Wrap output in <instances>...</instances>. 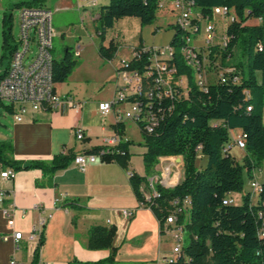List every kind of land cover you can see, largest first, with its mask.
I'll use <instances>...</instances> for the list:
<instances>
[{
  "label": "trees",
  "instance_id": "trees-1",
  "mask_svg": "<svg viewBox=\"0 0 264 264\" xmlns=\"http://www.w3.org/2000/svg\"><path fill=\"white\" fill-rule=\"evenodd\" d=\"M44 4L46 0H31ZM161 0H110L100 8L96 19V31L101 39L99 54L105 61L112 60L118 46L111 42L109 47L102 43L108 29L116 20L123 17H137L143 26L153 24ZM205 17L212 18L213 9L217 6L231 8L236 19L229 22L226 29V47L223 49V60L231 61L233 51L246 35V48L249 55L247 75L239 71L240 65L230 72L217 75L215 81L208 79L209 66L202 68L198 74V83L194 69L189 66L182 54L186 44V30L175 25V33L170 42L174 47V56L167 58L170 67H176L175 75L186 80V94L174 99L157 100L155 111L163 115L160 125L152 132L143 130L146 151L143 161L150 175L161 157L182 156L184 177L172 188L156 185L159 196L146 200L143 184L146 177L133 172L130 182L137 199L150 207L163 225L172 207L173 200L185 197V213L179 216L183 223L189 243L182 247V257L174 264H264V240L258 236L261 224L258 211L264 210V183L253 202L252 193L243 196L242 204L224 203L228 194L241 191L244 186V172L253 177V171L260 169L264 161V25H248L250 19H264V0H188ZM3 24L8 26L3 32V47L6 50L1 62L8 60L4 72L9 67L11 58L18 47L10 44L12 37V13H4ZM199 24V22H197ZM197 35H193V39ZM263 45V49L258 48ZM78 61L74 51L67 46L60 59H54L53 74L55 83L68 80ZM150 64L149 54L137 53L129 61L127 71L141 74L144 84L146 71ZM4 74V73H3ZM3 74H0V79ZM205 78L208 88L205 91ZM178 92H182L178 88ZM181 94V93H180ZM138 100L144 102V95ZM172 110L169 111V107ZM15 113L13 106H7ZM159 108L162 110L159 112ZM116 132L123 136V123L114 125ZM143 129V126L140 125ZM241 129L245 135V156L238 162L231 152L224 153V145L231 139L230 130ZM131 140H122L119 148L124 154L105 157L106 162L115 161L128 169L131 159L129 146ZM105 146H95L87 153L98 154ZM12 146L8 141H0V162L12 167L15 171L40 169L44 175L53 178L58 170L67 168L76 157V153L55 155L52 160L15 161L10 157ZM187 216V217H186ZM115 229L102 226L92 227L89 231L88 247L92 249L112 248L111 256L100 261H80L74 259L70 264H115L116 248L113 247ZM44 242L43 233L35 250L31 264L40 263V248ZM186 257V258H185Z\"/></svg>",
  "mask_w": 264,
  "mask_h": 264
},
{
  "label": "crops",
  "instance_id": "crops-1",
  "mask_svg": "<svg viewBox=\"0 0 264 264\" xmlns=\"http://www.w3.org/2000/svg\"><path fill=\"white\" fill-rule=\"evenodd\" d=\"M109 1L97 0V6L89 8V2L55 0L54 8L60 11L77 10L81 20L94 27L100 8ZM178 14L176 3L165 0L159 7L153 24L143 26L137 17H123L108 29L102 44L109 47L110 43L114 42L118 51L112 60L103 62L99 57L98 63L111 67L109 77L116 81L113 95L116 87L123 84V73H129L122 69L123 62L131 61L135 50L140 47L169 45L175 33L173 25ZM216 18L227 27L228 18ZM246 24L264 25V20L250 19ZM58 28V31L55 30L56 34L64 37L63 26ZM217 32V36L220 35L221 31ZM222 34L224 35L225 31ZM205 37V32L201 29L193 44L203 48ZM217 44L219 43L214 42L213 46ZM210 47L209 53L215 51V48ZM73 51L75 58L84 52L80 44ZM84 64L85 61L80 63L79 67ZM230 68L234 67L229 66L228 69ZM4 69H0V74L5 73ZM137 84H141L140 75H137ZM64 85L65 83H56V92L62 96L72 95L81 103L80 108L62 103L57 109L45 107L38 111L29 110L21 121H17L14 114L8 110L9 105L0 102V141H8L11 144L10 157L13 160L50 161L64 148L68 153L79 154L95 146H102L105 138L115 139V134L118 133L114 125L118 123L124 124L122 137L128 139V119L118 120L119 116L115 113L103 119L99 112V103L109 101L112 97L98 101L87 111L88 103L80 100L71 89L61 90ZM120 107L126 109L128 105L122 104ZM93 112L101 120L100 132L88 116ZM6 116L12 117L10 125L2 123ZM81 128L84 139L78 140L76 131ZM240 132L241 129H232V133L236 135ZM231 154L239 162L246 153L234 147ZM180 163L183 164V158ZM7 168L12 167L0 162V190L4 192V197L0 199V264L32 263L39 244V237H32V233L42 219L45 220L42 227L44 242L40 248L39 264H70L74 259L84 262L108 259L112 248L88 247L89 231L95 226L115 229V264H162L160 258L172 253L176 244L172 232L175 224H166L164 219L162 225L151 208L139 202L129 177L131 172H135L131 167V159L128 169H124L115 161L106 162L103 159L89 165L86 170H81L73 160L67 168L58 170L52 179L40 169L19 170L13 178H3L1 173ZM253 176L256 177V173H253ZM123 209L135 210L134 217L126 220L122 215ZM16 231L22 232L19 242L13 237Z\"/></svg>",
  "mask_w": 264,
  "mask_h": 264
},
{
  "label": "built area",
  "instance_id": "built-area-1",
  "mask_svg": "<svg viewBox=\"0 0 264 264\" xmlns=\"http://www.w3.org/2000/svg\"><path fill=\"white\" fill-rule=\"evenodd\" d=\"M78 2H89V8L97 6V0H77ZM165 0L160 1V6L163 5ZM176 3L179 10L178 17L175 22H180V27L188 32L185 36L186 44L182 48V54L186 63L191 66L196 75V81L198 83V74H202V68L210 66L208 61L207 48L214 45L216 37L215 29L208 28V21L199 19V15H191V9H188V0H172ZM221 18H228V22H232L236 19L233 10L227 6H217L213 9V16ZM53 11L42 6V9H28L24 12H20V43L23 45V49L16 52V60L10 62L8 69L6 70V78H1L2 88H0V102L9 106H13L15 109V119L21 121L23 116L29 111H38L49 107L50 109H57L62 103H66L70 107L80 108L81 103L75 100L72 95H60L56 92V83L54 82L53 74V62H44L40 60V52H53L54 45L53 40L56 36V31L52 24ZM199 22V24L197 23ZM204 27V28H203ZM201 29L205 32V46L203 48L196 47L193 44V35H198ZM35 42L37 45V53L33 56V59L27 62L29 53L31 52V44ZM227 45H224L223 37L219 43V49L222 52ZM260 50L263 49L262 44H258ZM136 53L149 54L150 64L146 71L144 84H137V71L124 72L122 76L123 84L116 87L112 99L99 103V112L104 119L111 113L119 116L118 120L126 118L131 119L138 124V117H134V109H131V101L136 99L137 95H144V109L143 115L150 116L151 124H154L156 129L163 115L156 112L155 105L158 100L159 103L164 98L174 99L180 95L186 94V87L181 84V77L173 75V68L167 64V56H163V46H143L135 50ZM129 61L123 62L122 69L128 66ZM127 71V70H126ZM230 72L231 69H226ZM122 75V74H121ZM219 80V79H216ZM178 88H181L182 92H178ZM208 88V81L205 78V91ZM40 91H48V98L39 99ZM181 93V94H180ZM122 104H127L126 109H121ZM131 109V110H130ZM159 112L162 110L158 109ZM172 110V106L169 107V111ZM231 139L224 145L223 152L228 153L234 147L243 150L242 131L239 134L232 133L230 130ZM76 138L78 140L84 139V132L81 129H77ZM126 141L119 134H115V139L105 138L104 148L98 154L81 152L76 154L74 159L75 164L81 169L86 168L94 163L103 160L105 157L114 154H124L125 151L119 148L121 141ZM128 140V139H127ZM64 154H68L66 148L62 151ZM166 157L160 158L163 161ZM257 169L253 171L255 172ZM13 168H7L2 173L3 178H13L15 175ZM130 174H133L131 172ZM251 178V177H250ZM250 185L253 186V194L256 195L257 185H263L256 177L250 179ZM159 196L157 191H154L152 198ZM4 197V192L0 190V199ZM151 198V199H152ZM150 199V200H151ZM253 199V198H252ZM235 200L232 194H228L223 200ZM254 200V199H253ZM143 205V204H142ZM8 214L7 211H5ZM185 212V197L173 200L172 207L168 209V215L165 218L166 224H175L172 230L176 244L170 255L160 258L162 264H174L180 257H182V225L177 223L179 216L184 215ZM135 210L123 209L122 215L126 220L134 217ZM261 224L258 229V236L264 240V210L258 211ZM45 220L42 219L33 229L32 237L40 238L42 234V227ZM16 242L22 239V232L16 231L13 234ZM18 246V244L16 243ZM186 258V257H185ZM14 263V262H13Z\"/></svg>",
  "mask_w": 264,
  "mask_h": 264
},
{
  "label": "rangeland",
  "instance_id": "rangeland-1",
  "mask_svg": "<svg viewBox=\"0 0 264 264\" xmlns=\"http://www.w3.org/2000/svg\"><path fill=\"white\" fill-rule=\"evenodd\" d=\"M54 5L55 0H46L44 4L34 3L31 0H0V58L6 52L3 47V32L7 30L8 26H4L2 21L4 13H12L13 15L12 37L10 38V44L12 46L18 47L19 50H22L23 45L20 43V12H22L25 7H51L53 10V27L56 31H58V27L63 26V30L65 32L64 37H62L61 34H56V36L54 37V49L52 52L54 58L59 59L63 55L64 50L67 46H70L71 50L73 51L76 49L78 44H80L84 51L80 57H74L76 61H79V63L75 67L73 73L70 75L71 77L68 78L67 81L63 82L65 83L63 88L60 89H71L72 92L78 98H80V100L88 103V111L89 109H92L93 105L98 101L102 99H111V97L113 96V88L116 81L113 78L109 77L111 67L109 65L107 66V64L104 66L103 63H98V59L102 57L98 52V45L101 39L97 34L96 26L93 27V25L87 22L84 23L81 20L79 11L77 10L60 11L56 10L54 8ZM216 17H214V19H212L211 21L214 23L216 36L218 33L217 31H221V33L220 35L215 37L214 42L220 43L221 38L223 37L222 33L226 29V24L224 26V23ZM245 40L246 35L243 34L238 44L236 45L233 51V56L230 59L231 61L229 62L226 59L223 60L222 53L218 47L219 44H217L216 46H212L213 48H215V51H211L210 53L208 52L210 51L208 50L209 47L206 49V54H208L209 58L208 61L210 62L209 73L207 75L210 81H215L219 73L222 74L226 72L225 70L228 69L226 65L231 64L240 65L239 71H242L243 75H247V72L249 70V55L246 48ZM167 46L168 44L164 45L163 48ZM37 50L38 48L36 43L32 42L31 52L29 53L27 62L33 59V56L35 55V53H37ZM7 61L8 60L5 58L4 63H2L0 59L1 70H3V67H6ZM83 61H85V64L79 67V64L83 63ZM103 62L107 61L103 59ZM88 116L90 117L91 123L94 125L96 130L100 132V118L96 115L95 112L90 115L88 114ZM11 121L12 117L6 116L2 123L4 125H10ZM127 122V138L132 141V144L129 146L131 156V167L135 170V173L139 174L140 176L146 177L147 182L143 184V190L146 198L151 199L154 194V191H156L155 187L157 184H161L165 188H172L183 179L184 168L183 164L180 163L182 162V158L178 156H172L164 159L163 161H159V163L155 167V171L149 175L147 173L143 161V152L146 151L145 146H143V129L139 128L140 125L138 124V126L131 119H128ZM243 158L244 157L240 158V163L243 162ZM255 173L256 179L260 183H264V161L261 164L260 169H257ZM251 178L250 175L247 174V172H244L243 189L241 191H236L232 193L235 199L233 200L234 203L237 202L238 204H242L243 196L248 193H252L253 189L250 185ZM252 198L254 199L253 202H255L258 197L257 195H254ZM182 239L183 245H187L189 243V238L186 230L182 231Z\"/></svg>",
  "mask_w": 264,
  "mask_h": 264
},
{
  "label": "bare ground",
  "instance_id": "bare-ground-1",
  "mask_svg": "<svg viewBox=\"0 0 264 264\" xmlns=\"http://www.w3.org/2000/svg\"><path fill=\"white\" fill-rule=\"evenodd\" d=\"M28 9H42V7H38V8L25 7L22 12ZM188 9H191V15H199V19H204V21H208L209 29H214V23L211 21L212 19L203 16L196 9L193 2L188 1ZM174 25L183 30V28L180 27V22H175ZM226 39H227L226 35L224 34L223 35L224 45H226ZM16 52H19V48H17L16 51L14 52L10 62H14V60H16ZM163 56H167V58L169 59L172 58L174 56V47L169 44L167 47L163 48ZM40 60H44V62H53L52 52H40ZM173 75H175V69L173 70ZM2 78H6V72L3 74ZM184 79L183 77H181V84H183L186 87L187 83ZM0 88H2V81H0ZM137 97H139V95L136 96V99H134V101H131V109H134V117H138V124L143 126V130L146 133H152L155 130L154 124H151L150 116L143 115L144 102L138 100ZM46 98H48V91H40L39 99H46ZM242 141H243V150H244L246 146L244 133H242ZM131 175L132 174H129V176ZM251 187L253 189V186ZM260 190H261V185H257L256 195L259 193ZM252 194H253V191H252ZM224 203L231 204L233 203V200H225Z\"/></svg>",
  "mask_w": 264,
  "mask_h": 264
}]
</instances>
